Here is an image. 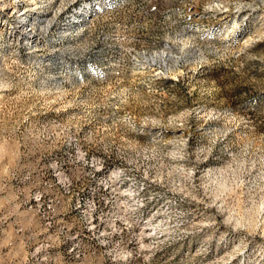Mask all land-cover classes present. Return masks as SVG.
Instances as JSON below:
<instances>
[{
    "label": "rangeland",
    "instance_id": "rangeland-1",
    "mask_svg": "<svg viewBox=\"0 0 264 264\" xmlns=\"http://www.w3.org/2000/svg\"><path fill=\"white\" fill-rule=\"evenodd\" d=\"M0 264H264V0H0Z\"/></svg>",
    "mask_w": 264,
    "mask_h": 264
}]
</instances>
